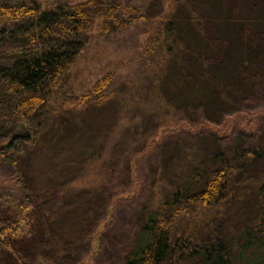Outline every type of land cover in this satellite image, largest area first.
<instances>
[{"label": "rangeland", "instance_id": "obj_1", "mask_svg": "<svg viewBox=\"0 0 264 264\" xmlns=\"http://www.w3.org/2000/svg\"><path fill=\"white\" fill-rule=\"evenodd\" d=\"M40 1L43 6H54L57 2L74 5L89 0ZM98 2L113 6L119 16L110 19L114 23L108 29L101 28L102 20L97 22L92 37L75 60L69 86L82 92L97 78L111 74L107 92L113 97L104 106L85 110L80 121L71 113L60 120L57 130L53 124L45 128L40 143L26 160L31 178L27 186L49 196L53 186L66 182L69 194L59 202L78 203L65 221V236L73 243L74 254L81 258V264H117L135 241L140 223L151 209L152 195L163 194L158 181L160 167L165 181L175 183L187 152L209 166L215 165L212 160L222 147L231 150L246 144L260 146L259 156L245 173L237 175L222 205L190 208L183 214V221L179 219L182 230L188 220L187 227L194 224L193 227L207 228L209 234H218L231 247L234 264H258L264 248L260 249L258 242L241 246L246 240L244 232L251 239L264 238V94L252 93L242 106L225 104L206 109L192 102L184 104L179 94L159 83L166 76L165 41L194 44V21L223 17L230 12L231 2ZM134 7L135 13L128 14ZM238 16L251 20L256 30H264V0H242ZM170 18L174 41L164 32ZM167 98L174 105L165 107ZM196 112L203 114V122L198 121ZM178 131L179 143L174 144L169 137ZM191 166L187 164L188 169L182 172L185 178ZM13 187L9 167L1 164L0 195ZM83 212L88 219L82 218ZM94 220L101 221L95 229L91 225ZM88 238L93 240L90 246ZM95 243L100 249L96 255ZM103 250L112 251V257L100 254Z\"/></svg>", "mask_w": 264, "mask_h": 264}, {"label": "trees", "instance_id": "obj_2", "mask_svg": "<svg viewBox=\"0 0 264 264\" xmlns=\"http://www.w3.org/2000/svg\"><path fill=\"white\" fill-rule=\"evenodd\" d=\"M98 1L43 6L40 0H0V165L9 167L14 181L13 189L0 195V264L82 263L65 236L67 215L78 203L65 201L69 194L66 182L53 186L49 196L42 190H30L26 160L47 126L53 124L57 130L60 120L71 113L80 121L83 112L104 106L113 97L107 92L111 74L97 78L82 92L69 86L72 67L92 37V29L99 20L101 28L108 29L114 23L110 19L119 16L113 6ZM229 1L232 8L223 17L194 21V44L165 41L166 76L159 83L179 94L184 104L192 102L206 109L242 106L252 93L264 94V30H256L251 20L238 16L242 0ZM170 21L165 22L164 32L173 38ZM165 101V107L174 105L171 99ZM196 115L199 122L204 121L201 112ZM180 131L169 137L173 143H179ZM105 139L108 144L109 136ZM260 149L248 144L231 150L222 147L212 160L215 165L209 166L187 152L185 162L192 164L189 174L184 177L188 167L181 164L175 183L165 181L160 167L163 194L152 195L151 209L144 215L135 241L117 264H234L231 247L218 234L194 224L187 227L188 220L182 230L179 223L190 208L222 205L237 175L246 172ZM62 197L65 203L59 202ZM86 214H82L85 220ZM100 222L94 220L91 225L95 229ZM247 235L243 233L246 240L241 247L258 242L264 248V238ZM91 240L88 238L89 246ZM93 247L94 255L98 254L99 245ZM100 254L113 255L108 250ZM258 264H264V256Z\"/></svg>", "mask_w": 264, "mask_h": 264}]
</instances>
